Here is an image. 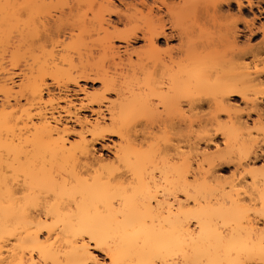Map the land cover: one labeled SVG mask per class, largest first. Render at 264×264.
<instances>
[{
  "label": "bare ground",
  "instance_id": "obj_1",
  "mask_svg": "<svg viewBox=\"0 0 264 264\" xmlns=\"http://www.w3.org/2000/svg\"><path fill=\"white\" fill-rule=\"evenodd\" d=\"M98 253L264 264V0H0V264Z\"/></svg>",
  "mask_w": 264,
  "mask_h": 264
},
{
  "label": "rangeland",
  "instance_id": "obj_2",
  "mask_svg": "<svg viewBox=\"0 0 264 264\" xmlns=\"http://www.w3.org/2000/svg\"><path fill=\"white\" fill-rule=\"evenodd\" d=\"M9 55V54H8ZM9 57V56H8ZM6 59H7V57H6ZM63 88V87H62ZM72 88V87H71ZM51 89H52V91H53V93L55 94V95H59V94H65L64 93V90L66 89L65 87H64V89H62V90H60L61 88H59V87H51ZM55 91V92H54ZM59 91V92H58ZM66 91H67V89H66ZM72 91H69V93H68V91H67V93L68 94H70L71 96H72V98H74V100L76 101V102H78L79 100V98L78 97H76L75 95H74V93L72 92ZM59 93V94H58ZM74 96V97H73ZM78 113H79V115L80 116H85V115H87L88 117H91V116H93L92 115V112L91 111H89V110H81V111H78ZM143 119V118H142ZM148 119H150V118H148ZM141 119H139V121H140ZM145 120H147V118L146 119H143L141 122H140V124H143L144 122H145ZM138 121V122H139ZM149 123H148V122ZM146 122L148 123H144V127L145 128H147V125H149V124H151V125H149L150 127L151 126H156L157 124L156 123H154L155 121L157 122V123H159V120L158 119H156L155 121H152V119H151V121L150 120H147ZM137 122V124H138V126L140 125L139 123ZM151 122V123H150ZM154 124V125H153ZM142 125H140L139 127H143ZM148 126V127H149ZM144 128V129H145ZM118 140V138L117 137H115V136H108V138H106V139H104V140H100L99 142H96L95 144H94V147L95 148H93L92 147V150L94 149L95 150V153H97L96 155L98 156V157H103V158H105L106 160H107V162H111V160H112V157H113V148H112V145H113V142L114 141H117ZM230 169L228 168V166H226V167H223V169H222V172L223 173H225V174H228L230 171H229ZM98 257H99V259H100V263L101 264H104L105 263V261H106V257H105V255H103V254H101V253H98Z\"/></svg>",
  "mask_w": 264,
  "mask_h": 264
}]
</instances>
